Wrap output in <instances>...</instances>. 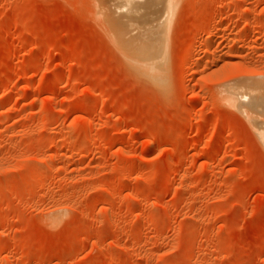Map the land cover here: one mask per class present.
Instances as JSON below:
<instances>
[{
    "label": "rangeland",
    "instance_id": "1",
    "mask_svg": "<svg viewBox=\"0 0 264 264\" xmlns=\"http://www.w3.org/2000/svg\"><path fill=\"white\" fill-rule=\"evenodd\" d=\"M101 1L0 0V264H264L263 129L226 99L264 92V0H162L154 84Z\"/></svg>",
    "mask_w": 264,
    "mask_h": 264
},
{
    "label": "bare ground",
    "instance_id": "2",
    "mask_svg": "<svg viewBox=\"0 0 264 264\" xmlns=\"http://www.w3.org/2000/svg\"><path fill=\"white\" fill-rule=\"evenodd\" d=\"M163 6H164V2L162 0H102L99 3L98 9H97L99 10L98 12L103 18L102 19L103 21L101 22H104L106 27H108L109 29L108 32L106 31L108 34H110V35L107 34L108 35L107 37L111 38V42H113L112 43L113 46L114 47L115 45L117 46L115 48L119 49L118 52L124 55V57L129 61L130 65L134 69L127 64L128 62L125 61L127 66L132 68L133 71L135 70V72L137 71L138 73H140L141 75L140 77L142 78L143 76H145V78L147 77V79H149V81H152L153 84L156 82H159L162 79V76H163L162 72H166L163 70V67H165L166 64L163 61V64H164L163 65L162 62L160 61L162 60L163 57H165L164 51H163L164 50L163 43H161L162 42L161 35L163 37V34H162L163 32L162 33L159 31L156 32L159 29L161 30L160 25H163V24H160V23H163V22H159V21H164V19L159 20L161 17H158L159 19L157 20L159 23L155 20L158 23V26H157L159 27L158 29L155 28L156 30H154V27L151 28L150 26L152 25L156 27L157 23L155 25L154 21H152V19L150 18H153V20L156 19L157 18L156 14H158L157 12L163 9L164 8ZM151 11H152V14H151ZM135 15L138 16V19ZM149 15L152 17L150 18L147 17ZM98 18L100 19V17ZM133 19L135 21L136 19L139 21L141 20L140 21L141 23L135 24L137 22L134 23ZM147 21H149V23ZM159 33H161L160 38H159L160 43L158 40H157L158 42L156 41L157 39L156 35L158 36ZM160 48L163 50L160 51L161 50ZM158 52H160V54ZM161 53L163 55L162 57H161ZM156 54H158L159 56ZM157 59L159 60V62H161L160 65L158 64L159 62ZM163 60H165V58ZM162 81H160V83ZM234 82H237V80H235ZM234 82L232 83L234 86L231 84L232 86L229 87L230 89L227 93V98H226L227 101L231 103L232 105H234L235 108L238 107L242 111L243 109H245L247 114L253 115L252 116L254 120L253 122H255L258 126H260L263 129L261 131L264 134V111L259 112V114L255 113V109H257L258 106H262L263 104L259 105L257 103L256 105V103H253L254 100L253 101H251L252 99L248 100L249 96L250 98L252 97L250 94L252 95L254 94V96L258 95L257 98L255 99L261 98L262 100V98H264L263 96H261L262 94L264 95L263 90H261L262 89L261 84L258 82L257 84L253 83V85H251L252 82L251 83L241 82L238 84ZM255 84L257 85V87L254 86ZM258 84L260 85V87L258 86ZM253 86L255 89H257V91H255L257 93L254 92ZM260 90H261V95L258 94ZM246 95H249V96L246 97ZM255 102H258V100ZM53 215L55 216V214ZM53 215L51 214L50 217L51 218L53 217V218L52 219L50 218V221L56 223L58 221L57 218L60 216V214L58 213V216H57V213H56L55 217Z\"/></svg>",
    "mask_w": 264,
    "mask_h": 264
}]
</instances>
